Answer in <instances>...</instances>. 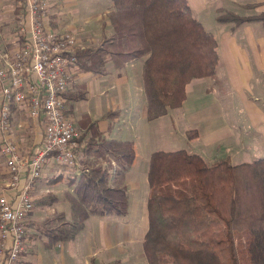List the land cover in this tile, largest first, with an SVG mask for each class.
Wrapping results in <instances>:
<instances>
[{"label":"trees","instance_id":"1","mask_svg":"<svg viewBox=\"0 0 264 264\" xmlns=\"http://www.w3.org/2000/svg\"><path fill=\"white\" fill-rule=\"evenodd\" d=\"M111 1L107 18L112 31L106 32L103 21L100 39L74 51L79 71L104 74L107 62L121 68L146 56L142 79L148 120L180 107L190 80L215 75L217 40L193 15L188 0ZM217 12L215 21L229 22L231 30L264 20V10L248 15ZM64 96L68 114L74 101L86 97V88L76 84ZM117 114L108 110L101 117L109 119L110 128ZM78 127L81 156L77 174L68 182L70 218L53 212L39 222H27L46 238L45 245L74 238L91 214L127 213L124 175L135 157L133 142L106 138L87 115ZM197 133L186 132L189 138ZM147 181L148 225L142 248L148 264H264V157L232 163L225 156L208 163L185 149H158L150 154ZM56 198L48 194L39 203L51 204Z\"/></svg>","mask_w":264,"mask_h":264},{"label":"crops","instance_id":"2","mask_svg":"<svg viewBox=\"0 0 264 264\" xmlns=\"http://www.w3.org/2000/svg\"><path fill=\"white\" fill-rule=\"evenodd\" d=\"M220 1L188 0L192 13L196 14V18L201 23L204 19L209 20L204 15L209 5L214 4L216 11L222 9ZM227 1L237 5L259 3L260 5L251 8L264 10V0ZM48 3L49 21L57 31L69 30L74 32L80 39H92L97 42L101 35V23L104 21L106 22V32L107 30V33L111 32V25L107 18V13L113 9L111 0H48ZM16 10L13 17L19 12V9ZM261 21H247L238 25L234 30L230 29L231 24H229L218 30V35L214 34L218 43L217 52L219 56L216 73L218 70L221 72V77H224L221 79H226L230 89L237 93L238 98L241 100L239 103L242 106V124L237 122L236 119L230 121L226 118L223 105L219 103V98L213 90V85H216L218 79L216 73L210 78L214 80L210 81L209 85L205 84L204 80L208 77L190 80L186 84V98L183 104L180 107L169 109L163 115V117L166 116L167 130L172 133L177 130L179 120L183 118L181 132L191 144L192 149H190V152L199 151L198 154L208 163L225 156L232 162V151L239 152L244 149L247 146L245 144L247 138L264 136V110L253 101V99L258 98L257 94L251 93V98H248L249 92L242 85L252 78L257 81L261 77L264 78V26L260 28L254 26L263 25L258 24ZM68 22L71 23L67 24ZM243 26L245 28L240 29ZM2 32L0 34V46L2 48L11 46V41L16 40V37ZM145 57L131 60L121 68H116L112 62H107V72L104 74L77 70L71 85L72 88L76 84H83L86 88V97L74 101L70 107L71 111L68 113L77 130H79L78 123L81 116L87 115L91 120L97 121L98 128L106 138L133 142L135 157L131 167L124 175V184L128 193L127 213L131 205L130 196L133 193L129 191L128 180L129 182L132 181L133 185L135 184L129 176L130 172L136 170L138 165L143 164V173L146 172L144 179L146 177L147 181L148 169L145 171L144 167L147 166L150 154L154 151L150 147L143 161L137 162L139 154L135 139L138 137V131L144 132L147 143L152 137V134L149 135V132L146 131L147 123L152 120H148L146 117L147 101L142 79V66ZM236 80L239 81L236 82ZM262 80L264 81V79ZM260 83L259 81L258 84ZM2 101L3 97L0 94V106ZM66 108H68V103H65ZM175 109L177 110L174 111ZM108 110H117L118 112L110 128L108 126L109 119L101 117ZM26 118L27 121L24 123L22 119ZM10 123V132H13L20 151L28 152L26 148L30 147L28 146L29 142H33L32 149H36L41 145L42 117L31 118L25 105L13 104L10 107ZM190 129H196L197 135L192 138L187 137L186 132ZM33 152L31 154L23 153L22 155L24 159H28ZM27 172L24 169L22 179L26 177ZM76 174L75 168L66 167L57 160L54 154L45 158L42 164L41 176L35 180L31 188L34 206L26 217L24 249L21 251L18 264H108L114 258L116 251L117 254L122 251L120 246L123 244V240H126L129 244L133 243V237L128 238L125 236L124 239L117 237L113 244L110 238L112 233L109 229L111 228L106 221L102 220L107 215L91 214L85 219L83 228L79 230L74 238L45 245L46 238L40 236L36 229L27 222H39L53 212H62L66 218H70L71 207L67 193L72 191V185L68 182ZM8 180L9 174L5 167L4 158L0 154V194H11L13 189L9 187ZM48 194L56 195V200L51 204L39 203V200ZM134 197V205L137 208L146 206L145 213H147V197L144 199L142 193L135 194ZM113 222L118 225L122 223L121 220ZM99 226H101L100 229ZM145 231L142 234V239ZM112 247L117 248L114 254H112ZM79 248L83 252L82 258H79L76 253ZM109 251L111 254H107ZM140 252L143 257L144 252L142 253L141 250Z\"/></svg>","mask_w":264,"mask_h":264},{"label":"built area","instance_id":"3","mask_svg":"<svg viewBox=\"0 0 264 264\" xmlns=\"http://www.w3.org/2000/svg\"><path fill=\"white\" fill-rule=\"evenodd\" d=\"M17 36L20 41L0 48V154L9 174L11 194H0V264H18L24 249L25 220L33 209L31 188L51 154L75 168L79 132L65 112L64 93L78 70L74 51L84 44L71 32L48 26V0H22ZM15 41V39H14ZM13 41V42H14ZM25 105L28 115L42 117L41 145L24 159L10 134V107ZM26 169L27 175L22 179Z\"/></svg>","mask_w":264,"mask_h":264},{"label":"rangeland","instance_id":"4","mask_svg":"<svg viewBox=\"0 0 264 264\" xmlns=\"http://www.w3.org/2000/svg\"><path fill=\"white\" fill-rule=\"evenodd\" d=\"M20 5H22V0H0V34L3 31L6 34H12L13 37L17 36V33L15 34L14 32H17L19 29L18 20L20 18L19 15L21 12ZM220 5L223 10H231V11H234L235 13L242 14V15L243 14L248 15V14L256 13L260 11V8L255 9L251 7H245L244 5H237L227 0H221ZM215 7L216 6L214 4H211L208 6L206 13H204V15L206 18H209V20H206L203 18L204 20H202V24L206 30L212 32L213 34L216 33L218 35V30L223 29L224 28L223 26H228L230 23L224 22V24H222L220 22L215 21V15L218 13L215 10ZM16 9H19V12H17L18 14H16L13 17L14 12L17 11ZM193 15L195 16L196 14L193 13ZM49 18H50V14L48 12V19ZM70 23L71 22H68L67 24H70ZM258 24H263V25H254L256 26L255 28L263 27L264 21H261ZM48 26L52 30H56L51 26V22L49 20H48ZM241 28H245V26L240 27V29ZM58 32H71L75 34L74 32L69 31V30L68 31L61 30ZM13 33L15 34V36ZM77 38L79 42H81V44L95 42V40H92V39L87 40L86 38H83V39H80L79 37ZM18 40L19 38L17 37L15 40V44L18 43ZM11 42L13 43V41ZM0 48L2 49V46H0ZM216 74L218 76L217 78L219 79V81L217 79L216 85H213V90H214V93H216L217 97L219 98V103L223 105V108H224L223 112L226 115V118L230 121L236 119L237 122L242 124L243 123V117L241 114L242 106L239 103V101L241 100L238 98L237 93L233 92L230 89V86L228 85L226 79H221L224 77H221V72L219 70ZM210 78L211 77L204 79L205 84L209 85V82L214 80ZM262 79L264 78L261 77V79L259 80L261 82L260 84H258L259 81L252 78L250 79V81H247L246 84H242V85L249 92L247 95L248 98H251L250 96L252 95L251 93L257 94L258 98H255V100L253 99V101H255L264 110V105H263L264 104V81ZM238 81L239 80H236V82ZM176 110L177 109H175L174 111ZM158 118L159 119L156 118V120L153 119L152 121H149L146 125V128H147L146 131L149 132V135L152 134L151 135L152 137L150 138L149 143L146 142L144 132L138 131V137L137 139H135L136 144H137L138 154H139L138 160H137L138 163L140 161L141 162L143 161V158L145 157V155H147V152L149 151L150 147L154 150L185 149L188 152H190V149H192L191 144H189L188 139L181 132V127L183 125V122H182L183 118L179 120L177 130L174 131L173 133L170 130H167L168 126H167L166 116L164 117L162 116ZM22 121L25 123L27 121V118L22 119ZM10 134H13V132H10ZM12 136H13L12 139L15 141L16 139L14 137V134ZM32 144L33 142H29L28 146L30 147L26 148L28 152H25V153L20 151V148L17 145L22 157H23L22 155L23 153L31 154L35 150V149H32L33 148ZM245 144L247 146H245V148L240 150L239 152L232 151L231 158H232L233 163H239V162H245V161L251 162L258 158L264 157V136L247 138ZM192 152L199 153V151L197 152L192 151ZM148 164H149V160H148L147 166L144 167L145 171H147L148 169ZM144 175H146V172L143 173V164L138 165L136 170L130 172L129 176L135 182V184L133 185L132 181L129 182L128 180L129 191L133 192L130 196L131 205L128 210V213L126 215H119V216L107 215L106 217L102 219L103 221H106V223L111 228L109 230L112 233L110 238H111V242L113 241V244L115 243V239L117 237H122V239H124L125 236H127L128 238L130 236L133 237V240H132L133 243L131 244H129L126 240L122 241L123 244H121L120 246L121 247L120 249L122 251L119 252V254H117V251H116L117 248L112 247L113 248L112 254H114L115 251L116 253L114 255V258L108 264H148L144 254L142 257L141 252H140L141 250L143 253L141 239H142V234L144 233L147 227V213H145L146 206L145 207L142 206V208H139V207L137 208L134 205V202H135L134 195L135 194L142 193V196L145 197L144 199H146L147 197L149 186L146 181V177L144 179ZM33 206H34V202H33ZM95 217L100 218L99 216H95ZM115 220H121L122 223L118 225L116 224V222H113ZM100 227L101 226H99V229ZM1 242H2V239L0 237V244ZM76 253H77V256H79V258L83 257V252L80 250V248L77 250ZM107 254H111V252L109 251V253ZM19 259H20V256L18 260Z\"/></svg>","mask_w":264,"mask_h":264}]
</instances>
